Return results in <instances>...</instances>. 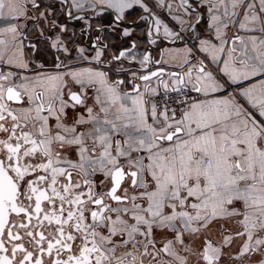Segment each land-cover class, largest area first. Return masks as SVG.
<instances>
[{
  "label": "snow or ice",
  "instance_id": "6c2138e0",
  "mask_svg": "<svg viewBox=\"0 0 264 264\" xmlns=\"http://www.w3.org/2000/svg\"><path fill=\"white\" fill-rule=\"evenodd\" d=\"M58 2L184 47L106 56L0 0V264H264V0ZM22 19L59 30L53 69Z\"/></svg>",
  "mask_w": 264,
  "mask_h": 264
},
{
  "label": "crops",
  "instance_id": "0c3cea01",
  "mask_svg": "<svg viewBox=\"0 0 264 264\" xmlns=\"http://www.w3.org/2000/svg\"><path fill=\"white\" fill-rule=\"evenodd\" d=\"M37 2L41 5L39 11H30L28 14L29 17H38L40 12H44L45 15L48 16L49 20L55 18L57 23L66 24L68 31L64 35H73L75 43L80 44L81 46L88 47L90 45L89 42L94 40L96 36L99 35L101 37V42L108 44L109 46L106 56H110L112 53L118 54V50H121L124 46L130 44L133 39H138V52L143 53L145 51H151L157 58H159L160 49H179L184 47L183 41H178L176 43L164 41L160 43L159 48L155 45L148 44L147 40L140 35L145 27L143 24L136 28L132 37L126 39L121 37L120 31H112L107 28L102 32L93 31L88 33L83 31L85 28L83 21L66 18L63 11L60 9L58 0H37ZM88 16L90 17L89 22L92 24L93 28H96L101 23L105 25L109 23V19L104 17H91V13H88ZM19 23L23 25L21 31L24 32L26 37L24 40V55L26 59L35 61L36 63H43L47 69H53L57 56L64 59L62 53L56 52L50 46L51 41L49 38L54 39L56 32L59 31L58 29H52L48 22L44 19H22ZM0 26H2V24H0ZM184 35L187 36L189 33L185 32ZM29 42H34L35 47H29ZM192 43H195L194 39L192 40ZM73 56H75V52H73ZM213 237L217 239L219 238L215 228L213 229Z\"/></svg>",
  "mask_w": 264,
  "mask_h": 264
},
{
  "label": "flooded vegetation",
  "instance_id": "af4514ba",
  "mask_svg": "<svg viewBox=\"0 0 264 264\" xmlns=\"http://www.w3.org/2000/svg\"><path fill=\"white\" fill-rule=\"evenodd\" d=\"M30 45H34L35 43L34 42H29Z\"/></svg>",
  "mask_w": 264,
  "mask_h": 264
},
{
  "label": "rangeland",
  "instance_id": "374dc122",
  "mask_svg": "<svg viewBox=\"0 0 264 264\" xmlns=\"http://www.w3.org/2000/svg\"><path fill=\"white\" fill-rule=\"evenodd\" d=\"M92 41V40H91ZM89 43H91V42H89Z\"/></svg>",
  "mask_w": 264,
  "mask_h": 264
}]
</instances>
